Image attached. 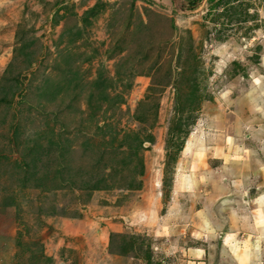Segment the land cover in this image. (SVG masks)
<instances>
[{"label":"rangeland","instance_id":"1","mask_svg":"<svg viewBox=\"0 0 264 264\" xmlns=\"http://www.w3.org/2000/svg\"><path fill=\"white\" fill-rule=\"evenodd\" d=\"M11 227L17 264H264V0H0Z\"/></svg>","mask_w":264,"mask_h":264},{"label":"crops","instance_id":"2","mask_svg":"<svg viewBox=\"0 0 264 264\" xmlns=\"http://www.w3.org/2000/svg\"><path fill=\"white\" fill-rule=\"evenodd\" d=\"M12 228L0 231V264H17L16 253L20 244L16 243Z\"/></svg>","mask_w":264,"mask_h":264},{"label":"bare ground","instance_id":"3","mask_svg":"<svg viewBox=\"0 0 264 264\" xmlns=\"http://www.w3.org/2000/svg\"><path fill=\"white\" fill-rule=\"evenodd\" d=\"M180 180H181V179H180ZM181 183H182V181H181ZM185 183H190V181L187 182V181L184 180V185H186ZM180 185H182V184H180ZM191 185H193V184L190 183L189 186H191ZM191 187H192V186H191Z\"/></svg>","mask_w":264,"mask_h":264}]
</instances>
